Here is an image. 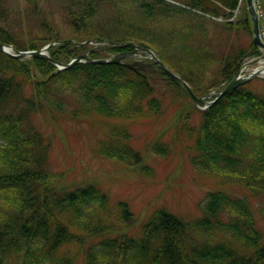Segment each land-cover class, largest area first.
Here are the masks:
<instances>
[{
  "label": "trees",
  "instance_id": "trees-1",
  "mask_svg": "<svg viewBox=\"0 0 264 264\" xmlns=\"http://www.w3.org/2000/svg\"><path fill=\"white\" fill-rule=\"evenodd\" d=\"M237 5L238 0H0V40L17 49L57 41L50 54L64 63L93 46L76 42L110 40L90 53L99 57L132 49L122 42L134 41L204 94L222 89L248 56L261 53L246 2L236 20L216 18L229 17ZM58 16L70 34L64 35ZM165 76L161 69L89 61L57 71L48 58L20 59L0 49V264H264V231L249 200L232 194L231 186L209 191L195 219L161 207L140 222L128 201L112 203L95 183L66 187L64 173L52 170L55 135L42 124L58 117L94 121L104 134L96 141L99 155L139 168L140 175L151 173L132 144V124L156 121L169 106L157 81L189 95ZM204 78L209 83L202 87ZM171 96L182 104L178 91ZM193 111L200 115L197 123L190 122ZM180 112L192 163L223 173L225 186L236 178L264 209V92L240 84L206 110L190 101ZM164 151L165 144L156 147L158 154Z\"/></svg>",
  "mask_w": 264,
  "mask_h": 264
},
{
  "label": "rangeland",
  "instance_id": "rangeland-1",
  "mask_svg": "<svg viewBox=\"0 0 264 264\" xmlns=\"http://www.w3.org/2000/svg\"><path fill=\"white\" fill-rule=\"evenodd\" d=\"M129 16L133 17V14L130 13ZM59 23L64 35L71 33L60 19ZM241 37L244 42L251 39L249 35ZM111 55L110 53L107 56ZM256 56L258 55L248 56L245 63ZM259 65L260 63L250 65L245 72H250ZM213 68L215 66L211 70ZM211 70L208 76L213 74ZM157 82L160 92L166 95V103L169 100V106L166 105L168 107L156 121L151 122L149 119L132 124V144L144 154L145 162L153 171L140 175L139 168L124 167L114 159L99 155L96 151V141L104 134L94 125V121L89 124L71 119L58 121V117L52 120L43 119L42 128L55 135L50 161L54 172L64 173L65 179L61 183L66 187H72L75 183H95L108 193L112 203L128 201L140 222L161 207H167L186 219H195L201 214L209 191L231 186L229 191L232 194L249 200L257 224L264 231L262 201L253 190L248 189L236 178L229 180L230 183L225 186L223 173L201 170L192 163L191 141L184 131L183 121H178L182 106L188 104L191 98L181 88L174 91L167 86L168 83L161 80ZM198 83L205 87L209 81L205 79ZM247 87L264 92V74L249 80ZM177 91L182 104L171 98V93ZM191 116L190 122H199L198 112L193 111ZM160 144L168 147L167 154L166 151L162 155L156 152V147H160Z\"/></svg>",
  "mask_w": 264,
  "mask_h": 264
},
{
  "label": "water",
  "instance_id": "water-1",
  "mask_svg": "<svg viewBox=\"0 0 264 264\" xmlns=\"http://www.w3.org/2000/svg\"><path fill=\"white\" fill-rule=\"evenodd\" d=\"M246 2H247L249 12L251 14L252 23H253V28H252L253 29V41L260 48H263V54L259 58L245 63V65H251V64L258 63L261 59H264V41L261 39L259 35V17H258L256 8H255V0H246ZM100 39H101V43H105L109 41V40L103 39L102 37ZM87 42H92V41L89 40ZM53 43L55 42L49 43L45 45L44 47H42L41 49H28V50L22 49L21 50V49L15 48L13 44H7V43L0 41V49L5 51L6 53H8L9 55L13 57H17L20 59L30 57V56L48 58L51 62H53L57 66V71L70 68L79 61H89V62H95V63H107V62L124 63L130 67L140 69L139 67L145 64V59H140V56L142 55V53H145L146 57L150 59H154L156 63L159 64L160 68H162L167 73L168 76L182 83L186 87V89L189 91L194 104L202 110L206 109L207 107L215 103L223 95H225L228 91L237 87L239 84L245 83L251 80L252 78H254L255 76L260 75L261 73L264 72V66H260L246 75H240V71H239L222 91L215 92V93L212 92V93L204 94L202 96H198L196 92L193 90V88L190 86V84L186 80H184L182 76H180L174 70L166 66L165 63L156 55V53L152 49L146 48L137 43L123 42L122 45L131 44L134 46V49L131 51L118 52L116 54H112V56L110 57L94 58L90 56V51L92 50L91 49L86 52L78 54L77 56L72 58L71 61L68 63L61 62L57 60L56 58L52 57L48 53V49ZM83 43L78 42L77 44L81 45ZM96 48H99V46L97 45ZM96 48H93V49H96ZM125 58H133L134 61L133 62L125 61ZM138 65L140 66L137 67Z\"/></svg>",
  "mask_w": 264,
  "mask_h": 264
},
{
  "label": "built area",
  "instance_id": "built-area-1",
  "mask_svg": "<svg viewBox=\"0 0 264 264\" xmlns=\"http://www.w3.org/2000/svg\"><path fill=\"white\" fill-rule=\"evenodd\" d=\"M256 7L260 17V35L264 39V0H256Z\"/></svg>",
  "mask_w": 264,
  "mask_h": 264
}]
</instances>
